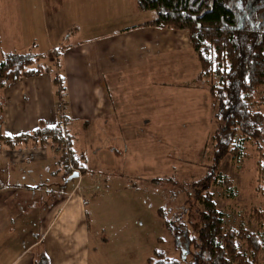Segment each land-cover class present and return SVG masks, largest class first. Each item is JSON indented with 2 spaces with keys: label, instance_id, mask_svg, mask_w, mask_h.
<instances>
[{
  "label": "rangeland",
  "instance_id": "rangeland-1",
  "mask_svg": "<svg viewBox=\"0 0 264 264\" xmlns=\"http://www.w3.org/2000/svg\"><path fill=\"white\" fill-rule=\"evenodd\" d=\"M103 1L106 6L104 4L102 8L97 5L103 10L101 18H98L94 8L93 13L88 14L87 11V14L80 15L77 9L79 0H0V62L8 53H46L52 49L49 40L55 38L53 31L58 30V27L68 28L64 31L60 42H54L55 46L61 42L64 43L65 50L76 44L73 36L79 26L96 25L93 27L95 33L97 30H109L120 23L124 24L123 26H132V23L141 22L140 27L158 28L144 25L154 21L155 13L152 12L153 16L149 18L150 11L145 12L146 14L141 13L144 11L139 12L136 0H123V2L121 0H99L96 4H101ZM92 4L96 7V4ZM118 16L124 18L119 19ZM165 31L167 34L163 43L169 64L165 74L167 80L165 86L181 88L180 91L184 97L194 86L193 82H196L199 85L198 88L204 91L207 97L206 104L200 105L194 117L184 113L180 119L175 115L171 126L168 125L167 129L163 128L159 135V139L166 142V149L170 156L171 168L169 173L163 175L173 176L174 181L177 179L181 184L190 182L194 178H201L205 173L204 165L208 163L212 154L211 136L215 125L213 120H210L213 111L209 95L206 89L200 87L201 84L198 83L200 66L192 52L188 32L185 30ZM57 62L61 63V59L57 60L47 56L43 61L44 66L47 67L44 77L22 79L7 89L0 88V137L8 136L9 140L11 139L8 144H13L15 140L13 137L25 130L22 128L24 125L18 124L17 121L20 117H25L27 111L32 114L40 112L41 117L46 113L45 107L50 108L52 104L56 105L57 115L66 113L63 95L55 99L57 88L51 84L57 72L61 73V70L54 68ZM170 73L174 74L173 79H170ZM41 83L43 84L38 93L39 104H31L30 101L36 92L35 87ZM4 91H10L13 95L8 105L5 103ZM21 92L28 94L27 99L23 98ZM9 106L12 109L8 110ZM251 106L254 111L264 116V87L257 91L255 98L251 101ZM8 144L0 139V151L7 148L10 150ZM14 144H16L14 149L18 147L24 149L13 155L15 161L21 162V166L18 164L16 166L22 176L16 177V180L30 188L27 192L25 186H18L21 192L20 197L24 194L23 190L30 193L31 197L26 194L28 198L23 197L21 200L18 196L17 205L20 203L22 210L8 213L13 216V219L10 231L4 234L6 239H11L12 236L18 239L14 241V244L12 240L6 242L7 249L14 245L16 249L22 250L29 241L37 240L34 231H39L38 239L46 240L47 234L43 236L37 225L38 223L41 226L40 208H45L49 202H52V194L55 195L56 189L66 187L68 182L63 180L62 172L58 171L57 159L59 160L58 154L62 151L60 148L55 145L44 148L30 145L26 148L20 142ZM4 163L7 165L4 156L0 155V165L6 166ZM30 164L33 167L30 168ZM148 167L145 169L153 170ZM11 168L13 164L9 169ZM219 172L230 179L235 186L232 196L228 195L222 186L212 185L210 188L216 206L223 215L224 229L225 231H237L244 226L246 230L256 234L262 249L259 254V264H264V232L260 231V224L252 216L255 209L261 211L264 207V132L258 141L249 139L244 142L243 153L239 158L233 154L225 156L221 161ZM170 176H165L163 179L171 178ZM138 180L135 181L138 184L136 187L128 186L126 178L121 179L112 174L96 178L88 175L70 181L71 199L75 202L86 201L87 205L90 239L85 240L84 249L80 246L81 253H84L85 257L83 264H146L155 248L164 250L168 257L179 256L174 248L171 233L164 228L162 218H159L158 210L172 208L175 212L174 207L181 205L184 201V194H180L176 199L159 182ZM179 184L178 187L181 188ZM171 188H173L171 192L175 194L177 188ZM80 196H83V199H80L82 198ZM10 199L13 201V196L6 194V202ZM34 199L38 202V206L33 203ZM56 200L64 201L65 195L64 198ZM12 205L15 204L12 202L9 208H12ZM49 213L50 209L47 211V214ZM59 213L61 214V211ZM44 241L42 246L45 249ZM237 245L240 250L246 248L244 241L237 240ZM10 254L12 253H8L7 250L6 263H9V259L12 260Z\"/></svg>",
  "mask_w": 264,
  "mask_h": 264
},
{
  "label": "crops",
  "instance_id": "crops-1",
  "mask_svg": "<svg viewBox=\"0 0 264 264\" xmlns=\"http://www.w3.org/2000/svg\"><path fill=\"white\" fill-rule=\"evenodd\" d=\"M96 1L99 0H79L77 9L80 15L87 14V11L88 14L93 13L94 8L97 17L101 18L103 10L100 7L103 8L105 3L103 1L96 4ZM92 3L96 4V7ZM152 16L153 13L150 12L148 17ZM120 17L124 18L122 16L117 18L121 19ZM139 23L141 22L132 23V26H123L124 24L120 23L106 31L97 30L96 33L93 30L96 25L79 26V29L75 25L77 31H74L73 41L76 44L65 50L60 63L62 71L60 75L65 81L63 100L66 115L70 122L73 120L70 131L75 138L76 149L85 152L89 170L103 171L104 174L108 172L109 175L122 179L169 173L171 168L169 152L166 149V142L160 140L159 135L163 128L171 126L175 115L180 119L184 113L194 117L200 105L207 102L205 92L198 88L196 82H193V89L191 88L184 97L181 88L165 86L167 81L165 74L169 64L163 42L167 32L159 28L140 27ZM67 29L65 27L54 29L55 38L49 40L51 48L60 42ZM44 76L43 74L40 77ZM169 76L173 79L174 74L170 73ZM42 84L35 87L36 92L30 101L31 104H39L38 93ZM21 93L23 98L27 99L28 94ZM12 98L10 91H4L7 105ZM13 104L16 106L14 102ZM55 106L52 104L50 108L44 106L46 113L41 117L40 112L32 114L27 111V115L17 121L18 124L24 125L22 128L25 130L16 136L31 133L40 124L55 125L58 121ZM10 109L12 107L9 106L8 110ZM37 109L38 106L35 110ZM36 118L37 122L34 123ZM8 146L10 150L7 148L0 151V155H3L4 161L7 162V165L4 163L6 166L0 165V264H36L37 246L44 241L38 239L39 231L33 232L37 240L29 241L25 249H16L14 245L8 249L6 247V242L12 240L14 244V241H18L14 236L6 239L4 234L10 231L13 219L8 213L22 210L21 204L17 205L19 198L22 200L23 197L28 198L30 195L27 193L30 188L16 180V177L22 176L16 166L17 164L21 166V162L15 161L13 155L24 149L21 147L14 149L12 143ZM113 150L120 151L121 155L117 156ZM12 164L13 168L9 169ZM29 167L33 165L30 164ZM146 167L153 170H146ZM103 173L89 177L96 178L103 176ZM85 176L73 174L67 180L66 187L58 188L55 195L52 194V202L45 208H40L41 226L38 223L37 225L43 236L47 234L44 251L49 257L50 264L85 262L80 246L84 249L85 240L90 239L87 205L86 201H73L69 193L70 181ZM18 186L26 188L27 192L23 190L22 197ZM6 194L13 196V201L10 199L6 202ZM64 195V201L56 200L64 198ZM80 197L83 199V196ZM33 201L38 206L36 199ZM12 202L15 205L9 208ZM49 209L50 213L47 214ZM7 250L13 254H10L12 260L9 259V263L5 262Z\"/></svg>",
  "mask_w": 264,
  "mask_h": 264
},
{
  "label": "trees",
  "instance_id": "trees-1",
  "mask_svg": "<svg viewBox=\"0 0 264 264\" xmlns=\"http://www.w3.org/2000/svg\"><path fill=\"white\" fill-rule=\"evenodd\" d=\"M136 4L140 11L155 13L154 21L144 25L188 32L192 52L200 66L198 83L209 95L213 111L210 120L215 125L211 136L212 154L201 178L181 184L170 175L126 178L131 187L138 185L135 183L138 179H146L159 182L176 199L184 194V201L174 207L175 212L172 208L158 210L179 256L168 257L164 250L155 248L146 264H259L262 249L258 237L244 226L237 231H225L223 215L210 188L222 186L228 195L234 194L232 181L219 172L221 161L228 154L239 158L244 142L258 141L264 132V116L251 106L257 91L264 87V0H136ZM65 48L61 42L46 53L5 54L0 62V88L7 89L22 79L40 77L47 72L45 57L60 60ZM54 68L60 71V63ZM52 84L57 88L56 97H62L65 81L60 73L52 78ZM61 122L65 129L60 126ZM70 125L63 112L55 125L40 124L31 133L13 138L26 148L30 145L60 148L57 165L63 180L75 173L102 175L103 171L88 169L85 152L75 147ZM0 139L7 144L11 141L8 136ZM113 152L121 155L118 150ZM107 175L108 172L103 176ZM165 176L171 178L163 179ZM171 187L177 188V193H172ZM252 216L264 232V207L261 211L255 209ZM237 240L244 241V250H240ZM42 244L37 246L35 262L50 264Z\"/></svg>",
  "mask_w": 264,
  "mask_h": 264
},
{
  "label": "built area",
  "instance_id": "built-area-1",
  "mask_svg": "<svg viewBox=\"0 0 264 264\" xmlns=\"http://www.w3.org/2000/svg\"><path fill=\"white\" fill-rule=\"evenodd\" d=\"M60 126L62 127V128H64V122H61L60 123ZM65 129V128H64Z\"/></svg>",
  "mask_w": 264,
  "mask_h": 264
}]
</instances>
